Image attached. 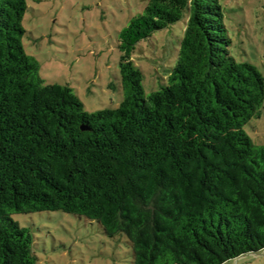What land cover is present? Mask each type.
<instances>
[{
  "label": "trees",
  "instance_id": "16d2710c",
  "mask_svg": "<svg viewBox=\"0 0 264 264\" xmlns=\"http://www.w3.org/2000/svg\"><path fill=\"white\" fill-rule=\"evenodd\" d=\"M0 0V264H40L14 214L62 211L122 236L132 264H224L264 249V77L231 53L219 0H148L119 31L123 99L88 111L23 46ZM188 12L168 83L145 95L136 44Z\"/></svg>",
  "mask_w": 264,
  "mask_h": 264
},
{
  "label": "rangeland",
  "instance_id": "374dc122",
  "mask_svg": "<svg viewBox=\"0 0 264 264\" xmlns=\"http://www.w3.org/2000/svg\"><path fill=\"white\" fill-rule=\"evenodd\" d=\"M148 0H26L25 52L39 63L45 83L68 84L88 111L113 109L123 99L118 34ZM240 62L264 77V0H219ZM188 12L168 27L139 41L132 60L142 73L145 95L168 83L176 63ZM254 143L264 145V102L259 117L246 125ZM33 234L40 264H132L122 236L108 237L96 221L62 211L14 214ZM224 264H264V249Z\"/></svg>",
  "mask_w": 264,
  "mask_h": 264
}]
</instances>
